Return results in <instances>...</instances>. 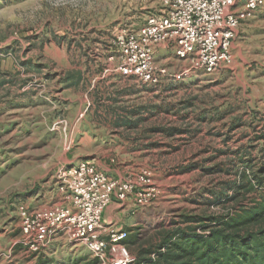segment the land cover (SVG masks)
<instances>
[{"label": "rangeland", "instance_id": "rangeland-1", "mask_svg": "<svg viewBox=\"0 0 264 264\" xmlns=\"http://www.w3.org/2000/svg\"><path fill=\"white\" fill-rule=\"evenodd\" d=\"M160 9L0 0V264L108 263L65 237L25 245L21 209L68 206L59 175L81 163L127 186L130 207L103 238L126 231L136 264L164 252L168 235L207 237L264 203V5L240 21L231 62L213 73L179 78L189 64L156 46L154 69L167 75L151 85L119 72L118 39Z\"/></svg>", "mask_w": 264, "mask_h": 264}, {"label": "built area", "instance_id": "built-area-1", "mask_svg": "<svg viewBox=\"0 0 264 264\" xmlns=\"http://www.w3.org/2000/svg\"><path fill=\"white\" fill-rule=\"evenodd\" d=\"M159 4L161 9L137 32L118 39L124 57L119 72L151 85L167 75L166 70L156 71L153 66L154 50L159 45H173L177 58L189 64L179 78L190 70L213 73L230 63L229 50L240 21L263 6L264 0H159ZM59 179L68 206L32 214L23 207L20 214L25 245L38 252L57 237H65L102 260L109 253L107 264H135L123 245L126 231L112 232L108 243L103 238L111 225L103 221L105 211L114 202L124 204L128 200L127 186L121 187L91 162L63 170ZM148 202L145 196L137 206L142 208Z\"/></svg>", "mask_w": 264, "mask_h": 264}, {"label": "trees", "instance_id": "trees-1", "mask_svg": "<svg viewBox=\"0 0 264 264\" xmlns=\"http://www.w3.org/2000/svg\"><path fill=\"white\" fill-rule=\"evenodd\" d=\"M223 224L207 237L168 235L165 251L143 264H264V203Z\"/></svg>", "mask_w": 264, "mask_h": 264}, {"label": "crops", "instance_id": "crops-1", "mask_svg": "<svg viewBox=\"0 0 264 264\" xmlns=\"http://www.w3.org/2000/svg\"><path fill=\"white\" fill-rule=\"evenodd\" d=\"M128 202H132L131 201H127V202H124V204H119L117 202H114L112 203L108 208L107 210L105 211V214H104V222L106 224L108 223H113L114 222V219H115V216L113 215L114 212H117V211H125L127 209H129L130 205Z\"/></svg>", "mask_w": 264, "mask_h": 264}]
</instances>
